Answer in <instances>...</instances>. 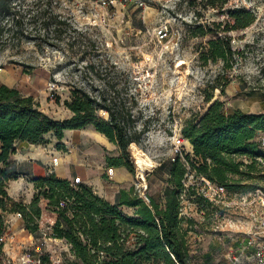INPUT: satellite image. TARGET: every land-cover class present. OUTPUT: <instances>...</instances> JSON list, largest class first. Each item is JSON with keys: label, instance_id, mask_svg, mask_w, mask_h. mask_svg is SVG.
I'll use <instances>...</instances> for the list:
<instances>
[{"label": "rangeland", "instance_id": "374dc122", "mask_svg": "<svg viewBox=\"0 0 264 264\" xmlns=\"http://www.w3.org/2000/svg\"><path fill=\"white\" fill-rule=\"evenodd\" d=\"M199 1L116 0L115 6L104 9L96 0H18L17 10L24 23L21 33L9 34L4 46L0 45V84L33 96L40 110L56 120L71 116L64 101L70 99L74 87L81 86L94 95L104 91L116 109L131 108L136 127L144 131L135 148L129 147L133 172L122 167L121 174L116 175L115 170L111 174L113 168L106 166L104 157L117 155V148L92 127L66 130L59 147L52 136H47L49 143L44 145H17L13 158L24 171L33 174L46 167L60 177L92 185L111 201L117 191L131 187L146 202L149 195L160 201L169 162L178 154L185 163V153H192V145L182 137L185 122L206 112L208 98L221 102L224 109L261 113L264 0H227L221 9L204 8ZM239 9L251 11L254 22L244 29L220 32L233 25L227 11ZM54 14L66 22L59 38L50 30L47 36L41 28L43 20ZM212 21L222 22L220 28L209 25L210 29L213 34L225 35L236 52L229 61L233 65L230 70L221 60H199L212 34L194 36L191 30L197 23ZM163 25L168 31L165 40L155 36ZM99 115L104 117L103 112ZM135 151L151 160L143 171L144 179L138 176ZM236 159L252 166H242L243 174L232 176L240 178L238 185L243 188L227 190L215 200L209 199L207 187L186 161L191 170L183 178L180 195L181 227L188 230V247L195 255L210 247L215 255L221 254V247L242 240L258 219L261 209L257 201L264 195V160ZM7 191L15 199L29 202L34 186L21 176L8 182ZM124 211L132 213L130 208ZM0 219L8 236H18L22 256L51 252L63 264L75 261L64 241L33 236L29 240L18 214L0 210ZM52 222V215L44 211L41 229L46 231Z\"/></svg>", "mask_w": 264, "mask_h": 264}, {"label": "trees", "instance_id": "16d2710c", "mask_svg": "<svg viewBox=\"0 0 264 264\" xmlns=\"http://www.w3.org/2000/svg\"><path fill=\"white\" fill-rule=\"evenodd\" d=\"M17 1L0 0L1 46L6 36L22 32L24 16L17 10ZM226 2L200 0L199 4L204 8L221 9ZM227 14L233 18V25L223 27L220 32L244 29L255 20L254 14L246 9L228 10ZM31 16L29 14L30 21ZM65 24V20L54 14L43 20L41 28L47 36L50 30L54 38H59ZM209 25L220 28L222 22L197 23L191 30L194 36L212 34L200 51L199 60L202 63L221 60L225 69L230 70L233 65L229 61L236 52L230 40L225 35L213 34ZM132 100L135 103V99ZM210 101L208 98L205 113L185 122L182 137L192 145V153H185V163L178 154L169 162L161 202L150 195L146 202L133 187L120 189L115 201L110 202L84 182H73L54 172L30 174L12 156L19 143L46 144L49 142L46 136L50 135L58 140L59 147L65 130L92 127L117 148V155H105L106 166L125 167L133 172L129 145L137 144L144 131L136 127L131 108L116 109L104 91L94 95L77 86L71 89L70 99L64 101L71 116L56 120L40 110L33 96L0 84V210L18 214L24 229L34 238L48 237L67 243L69 254L75 260L68 264H191L193 255L186 238L188 230L181 227L184 218L180 213L183 178L187 170H191L185 165L186 161L196 176L222 185L226 190H236L243 187L238 185L240 178L232 176L242 175V166L252 167L236 158L264 160V148L259 140L264 132V104L263 111L256 114L238 108L224 109L221 102ZM99 112H103L104 117ZM21 176L34 186L29 202L15 199L7 192L8 182ZM124 208L132 209V213L125 212ZM44 211L53 217L46 231L40 227ZM4 233L0 219V251ZM100 251L105 253L103 258ZM42 258L48 261L47 255Z\"/></svg>", "mask_w": 264, "mask_h": 264}, {"label": "built area", "instance_id": "2783aa9c", "mask_svg": "<svg viewBox=\"0 0 264 264\" xmlns=\"http://www.w3.org/2000/svg\"><path fill=\"white\" fill-rule=\"evenodd\" d=\"M115 2L116 0H96V3L104 9L115 6ZM167 35L168 31L165 25L156 29L155 36L159 39L165 40ZM259 140L261 146L264 148V132L260 134ZM201 180L210 192L208 193L210 200H215L216 197L227 194L224 186L213 183L204 177H201ZM257 204L261 209L258 219L246 236L239 241V244L224 255L227 264H264V195L258 197ZM68 246L66 243L65 248L67 249ZM99 255L100 258H103L105 253L100 251ZM47 256L48 261H45L41 254H26L16 261L11 257H2L1 264H63L59 256V258H54L51 252L47 253Z\"/></svg>", "mask_w": 264, "mask_h": 264}, {"label": "crops", "instance_id": "0c3cea01", "mask_svg": "<svg viewBox=\"0 0 264 264\" xmlns=\"http://www.w3.org/2000/svg\"><path fill=\"white\" fill-rule=\"evenodd\" d=\"M66 131V130H65ZM96 133H98L100 136H102V137H104L105 139H106V141H107V143H110L109 141H108V139L103 135V134H100L99 132H97V131H95ZM64 135H65V132H64ZM48 136H50V135H48ZM46 138H47V136H46ZM64 138V137H63ZM49 140V139H48ZM49 143V142H48ZM19 144H29V143H19ZM18 144V145H19ZM47 144V143H46ZM29 145H35V144H29ZM38 145H44V144H38ZM18 148V147H17ZM17 150V149H16ZM14 155V154H13ZM12 158H13V156H12ZM14 159V158H13ZM15 161H16V159H14ZM17 162V164H19L18 163V161H16ZM20 165V164H19ZM21 167H22V165H20ZM121 168L122 167H116V168H113L112 170H115V174L117 175V174H121ZM22 169H23V167H22ZM24 170V169H23ZM48 172H51V171H49V170H47L46 169V167L44 168L43 167V169L41 170V171H39V172H36V173H33V174H35V175H44V174H47ZM114 173V172H113ZM112 173V174H113ZM31 174V173H30ZM65 178V177H64ZM78 182H84V181H79L78 180ZM84 183H86V182H84ZM86 184H88V183H86ZM88 185H90V184H88ZM90 186H92V185H90ZM8 192V191H7ZM96 192V191H95ZM118 192V191H117ZM116 192V193H117ZM97 193V192H96ZM98 194V193H97ZM99 196H101V197H103V198H105L104 196H102V195H100V194H98ZM115 197H116V194H115V196H114V198H113V200L111 201V200H108L107 198H105L106 200H108V201H110V202H114L115 201ZM27 238L29 239V238H31V239H33V237H32V235L30 234H28V236H27ZM19 238H18V236L16 235V234H14L13 236H8L6 233H5V235H4V237H3V249H2V253H1V256H0V258H2V257H11V258H13V256H17V257H21L22 256V253H21V246L19 245ZM30 240V239H29ZM54 241H56V242H63V240H60V239H53ZM241 241V240H240ZM62 244V243H61ZM239 244V241H232L231 243H228V244H225L224 246L225 247H221V254H217V255H215L214 253H213V250L211 249V247L208 249V250H206V251H203L201 254H199V255H195L196 253H195V251H193V250H190V253L193 255V259H192V263L191 264H217V262H219V264H227V260L225 259V254L226 253H228L229 251H231L233 248H235L237 245ZM65 246V245H64ZM69 247V246H68ZM67 247V250L69 249ZM34 250H36V249H34ZM220 257H221V260H220ZM218 258V259H217ZM207 260H208V262L209 263H207ZM218 260V261H217Z\"/></svg>", "mask_w": 264, "mask_h": 264}, {"label": "bare ground", "instance_id": "6f19581e", "mask_svg": "<svg viewBox=\"0 0 264 264\" xmlns=\"http://www.w3.org/2000/svg\"><path fill=\"white\" fill-rule=\"evenodd\" d=\"M129 147L135 148V143H131L129 145ZM134 161H135V165L137 167L139 178L144 179L143 171L147 166L151 165V160L149 161V159L144 156V153L142 154L141 152L138 153L135 151V160Z\"/></svg>", "mask_w": 264, "mask_h": 264}]
</instances>
